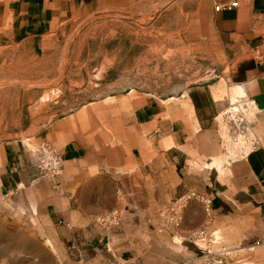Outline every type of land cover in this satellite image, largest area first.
Returning a JSON list of instances; mask_svg holds the SVG:
<instances>
[{
	"label": "crops",
	"instance_id": "obj_1",
	"mask_svg": "<svg viewBox=\"0 0 264 264\" xmlns=\"http://www.w3.org/2000/svg\"><path fill=\"white\" fill-rule=\"evenodd\" d=\"M98 1L0 0V26L10 27L0 39L37 55L63 13ZM214 23L231 57L222 79L262 115L257 145L221 163L207 155L218 99L201 84L179 96L185 108L147 99L112 131H71L51 165L55 179L21 148L0 151L1 192L33 190L24 208L3 209L11 218L0 224V264H264V0H238ZM189 192L213 201L208 226L191 201L178 227H162L166 204ZM110 215L116 222H100ZM208 234L221 235L209 244L214 255L199 254Z\"/></svg>",
	"mask_w": 264,
	"mask_h": 264
},
{
	"label": "rangeland",
	"instance_id": "obj_2",
	"mask_svg": "<svg viewBox=\"0 0 264 264\" xmlns=\"http://www.w3.org/2000/svg\"><path fill=\"white\" fill-rule=\"evenodd\" d=\"M214 19V0H99L94 7L63 13L37 55L29 45L1 38L0 151L21 148L33 157L42 178L55 179L51 165L71 131H112L117 117L128 119L147 99L185 108L181 94L212 84L218 111L207 155L221 163L228 155L245 154L261 136L262 115L240 91L233 97L237 87L222 79L231 57ZM8 30L9 24L0 26V35ZM29 187L0 190V224L11 218L3 216V209L26 206L23 195L30 197ZM173 199L164 207L162 227L172 229L182 221L185 207L175 222L169 221ZM191 201L203 207L197 198ZM212 209L211 200V212L203 208L205 226ZM105 217L116 222V216ZM209 236L199 241V254L214 255L209 244L221 235L208 241Z\"/></svg>",
	"mask_w": 264,
	"mask_h": 264
},
{
	"label": "built area",
	"instance_id": "obj_3",
	"mask_svg": "<svg viewBox=\"0 0 264 264\" xmlns=\"http://www.w3.org/2000/svg\"><path fill=\"white\" fill-rule=\"evenodd\" d=\"M238 0H214V10L216 12L222 11L224 9H232L234 7H237ZM193 198H197L200 200L203 204V208L207 214L211 212V200L204 198L202 195H197L194 192H189L180 195L177 198H174L168 205V214H169V221L175 222L177 220V215L179 212L186 207V205L189 203V201ZM264 220V216L262 217ZM100 222L105 223L108 221L107 217H101L99 218ZM203 231H199V233L196 236H202Z\"/></svg>",
	"mask_w": 264,
	"mask_h": 264
},
{
	"label": "bare ground",
	"instance_id": "obj_4",
	"mask_svg": "<svg viewBox=\"0 0 264 264\" xmlns=\"http://www.w3.org/2000/svg\"><path fill=\"white\" fill-rule=\"evenodd\" d=\"M235 86H236V85H235ZM237 87H238V86H237ZM234 88H235V87H234ZM240 90H241V89H240L239 87L236 88V89H232L231 92H232L233 97H236L235 94L237 93V91L239 92ZM214 95H215L216 97L219 96V95H218V92H217L216 90L214 91ZM240 95H241V93H240ZM236 98H237V97H236ZM231 109H232V107H231Z\"/></svg>",
	"mask_w": 264,
	"mask_h": 264
}]
</instances>
